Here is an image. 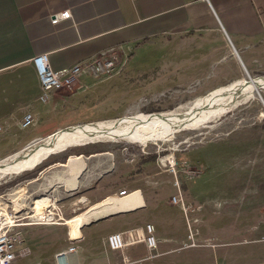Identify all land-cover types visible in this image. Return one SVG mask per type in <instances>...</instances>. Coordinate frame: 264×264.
Returning a JSON list of instances; mask_svg holds the SVG:
<instances>
[{"label": "rangeland", "instance_id": "obj_1", "mask_svg": "<svg viewBox=\"0 0 264 264\" xmlns=\"http://www.w3.org/2000/svg\"><path fill=\"white\" fill-rule=\"evenodd\" d=\"M131 57L129 50L118 53L116 70L111 76L91 77L72 90L58 91L54 99L59 106L52 113L43 114L40 124L33 128L34 132L44 129L45 138L68 126L165 112L202 97L184 99L182 95L174 97L170 92L157 94L148 90L137 92L136 97L135 93L121 89L124 82L127 87L138 84L139 72L133 70L132 74L123 75ZM138 63L139 60H135L132 67H143ZM248 75L251 78L264 76L245 74L241 79L248 80ZM110 89L114 91H108V95L104 93ZM74 92L73 99L77 101L66 110L63 102L68 95L65 94ZM154 93L157 95L153 96ZM79 100L85 101L82 107L75 106L81 104ZM263 126L264 90L260 96L236 105L220 116L163 135L165 137L142 144L101 139L71 146L48 155L32 169L0 180V200L8 203L10 212L16 211L17 223H24L16 229L22 234L30 254L20 263L54 264V254L66 243L82 239L85 231V239L79 241L76 248L80 259L88 260L85 264H102L97 257L101 256L106 262L103 264H118L117 253L108 249L105 243L107 233L127 225L131 228L149 222L155 227L159 253L150 256L142 249L131 251V264H264V170L242 174L241 182L250 184L244 194L248 200L235 206L234 194L226 187L235 181V177L230 176L234 167L226 171L223 157L217 156L226 141L219 147L212 145L218 144L230 131L260 130ZM43 138L31 143H38ZM235 140L230 137L229 142ZM246 142L242 140V144ZM210 151L216 156H209ZM71 156H80L84 160L75 185L67 165ZM217 157L221 160L215 163ZM174 179L179 181L180 191L191 207H199L188 213L189 217L197 218L193 223L197 230L195 245L188 237L184 212L170 202L173 192L176 193L175 187H170ZM144 185L157 188L156 202L149 201L148 208L135 213L107 216L142 206L141 193L133 188ZM123 187L130 193L125 197H114V191ZM200 198L209 200L204 203ZM220 198H227L222 205ZM41 199L45 205L40 210L54 213L51 219H34L35 204ZM251 205L256 207L259 218H242L241 208ZM59 214L62 218L57 216Z\"/></svg>", "mask_w": 264, "mask_h": 264}, {"label": "crops", "instance_id": "obj_2", "mask_svg": "<svg viewBox=\"0 0 264 264\" xmlns=\"http://www.w3.org/2000/svg\"><path fill=\"white\" fill-rule=\"evenodd\" d=\"M112 47L132 53L124 77L133 70L139 72L138 84L127 87L124 82L121 89L136 97L137 92L146 90L170 92L184 99L203 96L245 74H264V0H0V160L43 138L44 129L38 133L33 128L40 124L43 114L59 106L54 96L60 90L52 91L46 101L39 100L41 89L32 58L46 53L50 67L61 70ZM137 59L143 67L135 69L132 65ZM89 78L80 76L76 84H85ZM108 91L114 90L104 93L108 95ZM74 94H65L68 96L62 102L66 110L76 103ZM78 102L81 104L75 106L82 107L85 101ZM26 112L34 116L33 124L19 127ZM230 137H235V142H229ZM242 140L247 142L242 144ZM224 142L217 156L223 157L226 171L234 167L230 176L235 181L226 187L234 194L235 206L242 205L248 200L244 194L250 185L241 182L242 174L264 170V126L260 130L230 131L212 145L219 147ZM208 155L216 156L212 151ZM220 160L217 157L215 163ZM170 187L174 188L172 183ZM133 189L140 191L143 205L109 216L135 213L148 208L149 201L156 202V187ZM118 190L113 193L116 198H120ZM224 199H218L221 205ZM200 200L205 203L209 198ZM257 212L253 205L240 210L241 217L249 219H258ZM85 235L84 231L76 247ZM137 249L146 251L142 244L128 248L126 254L131 260L130 252ZM114 252L119 264L120 253ZM54 260V264H62L55 254ZM66 260L68 264L88 261L80 259L77 250Z\"/></svg>", "mask_w": 264, "mask_h": 264}, {"label": "bare ground", "instance_id": "obj_3", "mask_svg": "<svg viewBox=\"0 0 264 264\" xmlns=\"http://www.w3.org/2000/svg\"><path fill=\"white\" fill-rule=\"evenodd\" d=\"M263 90L264 78L261 76L251 78L248 75V80H236L193 101L179 105L173 110L89 122L78 124L81 126H74L72 128L65 127L66 129H61L55 135L34 143L28 151H24V155L19 156V160L14 162L11 156L0 160V180L14 173L22 172L20 169H24L25 166L31 167L41 157L48 153L50 155L59 152V149H62L66 145L68 147L78 146L101 139L140 142L142 144L144 141L165 137L163 135L180 131L188 126L203 122L207 118L220 116L236 105L253 99L255 96H260V92ZM83 161L80 156H71L67 160V165L70 166V171L73 175V185L76 183L77 175L84 167ZM64 184L66 183L64 182ZM44 203V199H41L37 202V205L35 204L36 217L34 219L52 218L51 214H47L46 216L40 210L42 206L44 207Z\"/></svg>", "mask_w": 264, "mask_h": 264}, {"label": "built area", "instance_id": "obj_4", "mask_svg": "<svg viewBox=\"0 0 264 264\" xmlns=\"http://www.w3.org/2000/svg\"><path fill=\"white\" fill-rule=\"evenodd\" d=\"M118 53H122L121 48H108L61 70H53L50 67L46 53L35 55L31 61L41 89V94L38 96L39 100L46 101L52 91L62 89L72 90L74 86H77L76 82L80 76L94 78L111 76L116 70ZM33 120L34 116L32 113L26 112L18 122V125L22 128L28 127L33 124ZM173 172L175 173L174 169ZM172 185L175 187L176 193L171 196L170 202L173 205H177L184 212L187 227L189 228L188 237L192 240V244L195 245L194 236L197 234V230L193 223L197 221V218L189 217L188 213L197 211L199 207L192 208L191 204L187 202L180 191L179 181L177 179H174ZM128 194L129 192L126 193L124 189L118 192V196L120 197ZM44 214L46 216L47 214H51L52 216L54 213L48 211ZM17 216L16 211H9L8 203L0 200V264H21L20 260L30 254L29 248L24 244L22 234L16 229L24 224L17 223ZM57 216L62 218L60 214ZM45 220L47 219H41L40 221ZM75 242L77 241L68 242L66 248L55 253V258L60 263L68 264L66 259L69 254L76 252L77 247ZM105 243L110 250L120 253L119 264L132 263L126 251L128 248L138 244H142L150 256L159 253L155 227L149 222L112 232L105 237ZM208 243L206 244L208 245Z\"/></svg>", "mask_w": 264, "mask_h": 264}, {"label": "water", "instance_id": "obj_5", "mask_svg": "<svg viewBox=\"0 0 264 264\" xmlns=\"http://www.w3.org/2000/svg\"><path fill=\"white\" fill-rule=\"evenodd\" d=\"M261 77H263L264 78V76H261ZM214 91V90H213ZM211 92V91H210ZM209 93V92H208ZM74 126H81V125H72V126H68V128H72V127H74ZM64 129H66V128H64ZM61 131V129L60 130H57V131H55V132H53V133H51V134H49V135H47L45 138H43V139H41V140H39V141H43L44 139H47L48 137H51L52 135H55L56 133H58V132H60ZM41 143H44V142H41ZM32 145H34V143H30V144H28L25 148H23L21 151H19V152H17L16 154H14V155H12L11 157H12V161H17V160H19V156L20 155H24V151H28L29 149H30V147H32ZM42 146V145H41ZM48 146H50V145H48ZM39 148H40V146H38ZM66 148H68V146L66 145V146H64L62 149H59V151L61 150H64V149H66ZM27 154V153H26ZM49 154V153H48ZM48 154L47 155H45V156H43V157H41L34 165H32L31 167H24V169L22 168V169H20L21 171H24V170H29V169H32L34 166H36L37 164H39L41 161H43L47 156H48ZM13 174V173H12ZM14 174H16V173H14ZM10 176H8L7 178H9Z\"/></svg>", "mask_w": 264, "mask_h": 264}]
</instances>
